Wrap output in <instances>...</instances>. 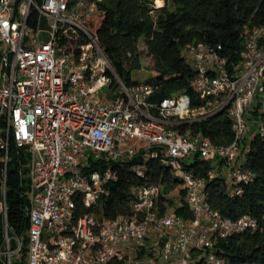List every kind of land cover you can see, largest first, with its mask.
<instances>
[{
  "label": "built area",
  "instance_id": "1",
  "mask_svg": "<svg viewBox=\"0 0 264 264\" xmlns=\"http://www.w3.org/2000/svg\"><path fill=\"white\" fill-rule=\"evenodd\" d=\"M100 1L0 0V264H192V247L206 250L208 264H229L214 252L215 239L255 229L257 220H232L213 210L204 179L184 170L181 160L192 153L223 160L231 196L252 180L235 162L250 127L246 112L258 97L264 112V25L249 29L241 60L231 70L221 45H186L195 71L191 84L208 99L204 106L192 108L185 93L153 103V87L125 85L86 24L101 13ZM224 106L234 132L227 145L176 128ZM259 131L264 135V118ZM139 142L145 151L156 147L151 155L161 153L179 177L194 215L190 221L171 208L159 209V185L132 188L130 214L108 218L99 212L107 184L118 179L123 160L136 155ZM12 148L29 180L28 225L21 234L7 219ZM90 161L110 165L86 172ZM176 196L167 194L173 201ZM78 203L88 211L79 213Z\"/></svg>",
  "mask_w": 264,
  "mask_h": 264
},
{
  "label": "trees",
  "instance_id": "2",
  "mask_svg": "<svg viewBox=\"0 0 264 264\" xmlns=\"http://www.w3.org/2000/svg\"><path fill=\"white\" fill-rule=\"evenodd\" d=\"M100 8L101 13L86 20V24L97 32L105 55L125 85L149 83L153 87L149 100L153 103L177 94H188L192 108L204 106L208 99L199 97L191 84L195 71L184 55L186 45H221L220 54L231 70L241 60L249 29L264 25V0H163L162 6L154 5L152 0H101ZM143 54L151 58L153 74L140 81L134 79L132 73L142 69ZM246 118L250 127L241 142L243 161L240 165L253 177L242 185V193L230 195L221 172L223 160H207L199 153H192L182 159L181 164L184 170L204 179L206 199L221 216L236 220L250 215L257 220L255 229L246 228L227 237H217L214 252L229 264H264V135L259 131L264 112L259 97L248 108ZM232 124L229 107L224 106L183 120L176 128L181 133H199L218 146L232 141ZM155 148L145 151L139 147L136 155L123 160L118 179L107 184L108 191L101 196L99 212L102 215L113 218L130 214L132 188L159 185L161 211L171 208L187 221L193 218L179 177L161 153L151 155ZM10 154L13 159L7 169V219L13 231L21 234L28 225L26 191L29 180L23 176L27 168L17 162L15 149L12 148ZM109 165L104 161H90L85 171L104 170ZM135 167L140 170L136 171ZM210 172L213 177L209 176ZM171 192L177 193V203L167 198ZM78 211L83 213L88 209L78 203ZM1 222L0 214V244ZM26 250L25 240L24 254ZM138 256H142V252ZM191 263L208 264L206 250L192 247ZM110 264L124 263L116 260Z\"/></svg>",
  "mask_w": 264,
  "mask_h": 264
},
{
  "label": "rangeland",
  "instance_id": "3",
  "mask_svg": "<svg viewBox=\"0 0 264 264\" xmlns=\"http://www.w3.org/2000/svg\"><path fill=\"white\" fill-rule=\"evenodd\" d=\"M154 5L156 4V0H152ZM184 55H186V51L184 50ZM141 61H142V69H140L139 71H133L132 75L134 79L143 81L146 77L150 76L153 74V72L151 71V66H152V62H151V58L149 56H147L146 54H143L141 57ZM105 91L107 90V88L104 89ZM108 91V90H107ZM108 94H112L111 91H108ZM133 141H135L134 139H129L127 138V142L132 143ZM139 147L142 146V143H138ZM243 158V152L240 150V153L238 155V157L236 158V162L240 163L242 161ZM214 160H218V159H214ZM136 171H139L140 169L138 167H135ZM222 172V171H221ZM224 174V171L222 172ZM23 176L27 177V173L23 174ZM178 200V196H176V198L174 199V203H177ZM155 237V233H151V236L149 237V239L147 240L149 243L151 240H153V238ZM190 247H192V245H190ZM14 260L16 261V255L14 256Z\"/></svg>",
  "mask_w": 264,
  "mask_h": 264
},
{
  "label": "bare ground",
  "instance_id": "4",
  "mask_svg": "<svg viewBox=\"0 0 264 264\" xmlns=\"http://www.w3.org/2000/svg\"><path fill=\"white\" fill-rule=\"evenodd\" d=\"M156 6H162L163 5V0H156Z\"/></svg>",
  "mask_w": 264,
  "mask_h": 264
},
{
  "label": "crops",
  "instance_id": "5",
  "mask_svg": "<svg viewBox=\"0 0 264 264\" xmlns=\"http://www.w3.org/2000/svg\"><path fill=\"white\" fill-rule=\"evenodd\" d=\"M242 161H243V159H242ZM242 161H241L240 163H237V162H235V163H237V164H241ZM223 171H224V167H223V165H222V172H223Z\"/></svg>",
  "mask_w": 264,
  "mask_h": 264
}]
</instances>
